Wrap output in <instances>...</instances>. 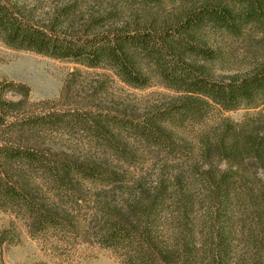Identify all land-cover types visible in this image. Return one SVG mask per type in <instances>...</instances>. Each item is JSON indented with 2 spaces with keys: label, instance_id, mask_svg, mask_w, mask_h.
Returning a JSON list of instances; mask_svg holds the SVG:
<instances>
[{
  "label": "trees",
  "instance_id": "16d2710c",
  "mask_svg": "<svg viewBox=\"0 0 264 264\" xmlns=\"http://www.w3.org/2000/svg\"><path fill=\"white\" fill-rule=\"evenodd\" d=\"M80 1L44 20L0 0V38L106 66L131 86L156 78L177 93L132 115L45 106L29 100L26 84L0 79V208L32 237L95 241L121 264H264V113L212 117L215 106H264V57L247 74L216 78L206 61L218 51L205 37L253 27L264 38V0H182L174 9L166 0H108L74 22ZM60 127L91 137L82 155L49 140ZM138 149L153 170L135 176Z\"/></svg>",
  "mask_w": 264,
  "mask_h": 264
},
{
  "label": "rangeland",
  "instance_id": "374dc122",
  "mask_svg": "<svg viewBox=\"0 0 264 264\" xmlns=\"http://www.w3.org/2000/svg\"><path fill=\"white\" fill-rule=\"evenodd\" d=\"M25 11L36 19H50L68 0H16ZM167 8L174 9L182 0H166ZM74 22L80 13L84 18L89 12H96L108 6V0H81L77 4ZM123 8V7H122ZM124 13L127 8L122 10ZM121 13V17L125 15ZM124 15V16H123ZM77 24V22H76ZM205 37L218 52L207 65L216 78L240 77L250 72L264 57V38L253 28L246 27L239 35L224 30H208ZM0 79L22 82L29 87V100L56 104L88 105L97 109H126L134 115L145 112L156 105L172 100L176 91L158 82L156 78L143 87L131 86L122 81L110 68L88 66L66 57H54L30 49L19 48L0 38ZM9 98L18 99L21 93L9 90ZM212 107V117L228 116L240 121L248 114L264 113V106H240L233 109ZM53 145L75 149L80 155L91 143L89 137L79 128L63 129L48 136ZM136 160L128 169L137 176L141 171L153 170V159L143 150H137ZM220 167H225L224 161ZM124 164L123 167H127ZM264 179V171L258 172ZM94 192V191H93ZM85 208V207H84ZM83 212V211H82ZM85 212V211H84ZM0 264H121L117 254L95 241L72 240L61 244L44 242L32 237L24 223L14 212L0 208Z\"/></svg>",
  "mask_w": 264,
  "mask_h": 264
}]
</instances>
